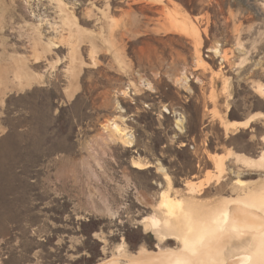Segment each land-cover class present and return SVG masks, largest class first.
Segmentation results:
<instances>
[{
  "label": "rangeland",
  "instance_id": "1",
  "mask_svg": "<svg viewBox=\"0 0 264 264\" xmlns=\"http://www.w3.org/2000/svg\"><path fill=\"white\" fill-rule=\"evenodd\" d=\"M263 183L264 0H0V264L179 250L165 198Z\"/></svg>",
  "mask_w": 264,
  "mask_h": 264
},
{
  "label": "bare ground",
  "instance_id": "2",
  "mask_svg": "<svg viewBox=\"0 0 264 264\" xmlns=\"http://www.w3.org/2000/svg\"><path fill=\"white\" fill-rule=\"evenodd\" d=\"M112 128L132 145L130 135L119 125L113 123ZM176 202L177 199H164L165 219H153L152 229L162 242H181L179 250L160 248L158 252H151L142 248L131 257L120 253L97 264H123L119 262L123 257L129 264H264V183L249 188L239 198L221 200L201 217L192 203ZM228 238H237L241 246L234 245L235 249L244 250L234 251L230 258H220L216 248ZM123 250L124 245L118 248L119 252Z\"/></svg>",
  "mask_w": 264,
  "mask_h": 264
}]
</instances>
